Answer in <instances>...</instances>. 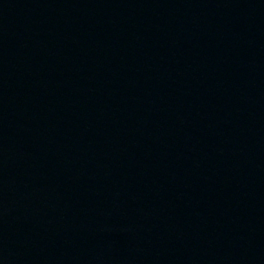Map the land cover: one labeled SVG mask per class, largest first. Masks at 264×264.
<instances>
[{"label":"water","instance_id":"95a60500","mask_svg":"<svg viewBox=\"0 0 264 264\" xmlns=\"http://www.w3.org/2000/svg\"><path fill=\"white\" fill-rule=\"evenodd\" d=\"M261 0H0V264L160 86Z\"/></svg>","mask_w":264,"mask_h":264}]
</instances>
